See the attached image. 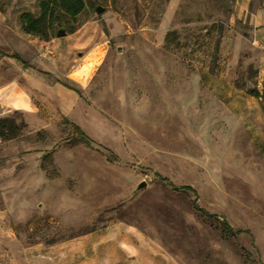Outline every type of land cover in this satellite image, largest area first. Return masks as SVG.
<instances>
[{
    "label": "rangeland",
    "instance_id": "rangeland-1",
    "mask_svg": "<svg viewBox=\"0 0 264 264\" xmlns=\"http://www.w3.org/2000/svg\"><path fill=\"white\" fill-rule=\"evenodd\" d=\"M84 1L0 0V264H264V0Z\"/></svg>",
    "mask_w": 264,
    "mask_h": 264
},
{
    "label": "trees",
    "instance_id": "trees-1",
    "mask_svg": "<svg viewBox=\"0 0 264 264\" xmlns=\"http://www.w3.org/2000/svg\"><path fill=\"white\" fill-rule=\"evenodd\" d=\"M36 1L39 7V14L37 16H32L30 13H23L20 17L21 29L26 33L44 38H46L50 34L52 35L53 31L58 26L66 25L68 23V20L73 19L85 7L84 0ZM13 56L18 58L17 55ZM3 121L5 120L0 119V123ZM71 126L73 130L78 134L82 142H84L86 145L92 144L91 138L87 134H85V132L77 124L71 122ZM0 136H2V133H0ZM111 155L116 158L114 154ZM194 206L197 209L202 210L196 204H194ZM204 213L208 216H212V214H209L206 211H204ZM223 224L228 232H233L232 228L225 221L223 222Z\"/></svg>",
    "mask_w": 264,
    "mask_h": 264
},
{
    "label": "crops",
    "instance_id": "crops-1",
    "mask_svg": "<svg viewBox=\"0 0 264 264\" xmlns=\"http://www.w3.org/2000/svg\"><path fill=\"white\" fill-rule=\"evenodd\" d=\"M250 41L260 46L263 45L264 44V28H258V27L254 28L251 33ZM262 61H263L262 65L264 66V57ZM262 90H264V71L260 73L259 75V82L256 86V90L251 91L250 93L251 97H254L259 101L260 100L263 101ZM263 118H264V115H263Z\"/></svg>",
    "mask_w": 264,
    "mask_h": 264
},
{
    "label": "water",
    "instance_id": "water-1",
    "mask_svg": "<svg viewBox=\"0 0 264 264\" xmlns=\"http://www.w3.org/2000/svg\"><path fill=\"white\" fill-rule=\"evenodd\" d=\"M95 11L96 12H100V11H102V8L100 6H96L95 7ZM64 34H65V31L63 29H58L56 31V36H62ZM144 185H145V182L144 181H141L140 183H138L137 187L140 188V187H142Z\"/></svg>",
    "mask_w": 264,
    "mask_h": 264
}]
</instances>
